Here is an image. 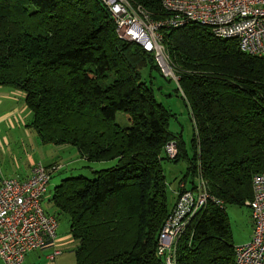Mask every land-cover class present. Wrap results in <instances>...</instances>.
<instances>
[{"label": "trees", "instance_id": "trees-1", "mask_svg": "<svg viewBox=\"0 0 264 264\" xmlns=\"http://www.w3.org/2000/svg\"><path fill=\"white\" fill-rule=\"evenodd\" d=\"M127 1L156 21L169 16L161 0ZM160 32L194 122L192 155L169 130L175 114L142 77L143 69L163 75L155 55L118 36L101 0H0V87L24 94L28 128L43 144L77 147L89 163L115 162L54 188L79 244L77 264H164L158 237L174 207L164 160L185 161L181 181L200 171L225 203L210 202L191 221L177 263L237 264L226 207L245 206L254 176L264 174V59L199 23ZM119 112L129 127L116 123Z\"/></svg>", "mask_w": 264, "mask_h": 264}, {"label": "built area", "instance_id": "built-area-1", "mask_svg": "<svg viewBox=\"0 0 264 264\" xmlns=\"http://www.w3.org/2000/svg\"><path fill=\"white\" fill-rule=\"evenodd\" d=\"M109 9L118 36L137 43L155 55L163 74L175 77L160 30L180 28L189 22L210 27L215 37L234 39L242 52L264 59V0H161L169 16L156 21L141 6L127 0H101ZM177 80V78H176ZM169 158L178 154L175 141L165 146ZM62 165L36 163L31 176L3 178L0 183V261L24 264L28 254L52 249L48 259L55 261L62 251L57 248L59 222L56 215L42 206L47 187ZM253 197L245 202L253 223L250 241L236 246L237 264H264V174L252 181ZM175 205L158 237L157 255L164 264L177 263V247L191 221L212 202L223 208V200L210 193L200 171L192 183L181 181L175 192Z\"/></svg>", "mask_w": 264, "mask_h": 264}, {"label": "rangeland", "instance_id": "rangeland-1", "mask_svg": "<svg viewBox=\"0 0 264 264\" xmlns=\"http://www.w3.org/2000/svg\"><path fill=\"white\" fill-rule=\"evenodd\" d=\"M142 77L149 84H152L156 99L175 114V117L170 120L169 130L182 137L188 154L192 155L191 141L194 134V122L188 104L182 98V94L177 91L176 78L161 75L158 71L150 72L149 69L142 70ZM6 92L8 95L5 94ZM0 100H3L0 104V115L3 117V120L0 118V123L3 122L0 124V130H5L8 140L12 143L11 145L4 144L0 146L1 151L6 155L2 159V166L6 167L5 173L7 175L13 173L19 175L20 178V175L30 169L32 159L45 165L56 163L63 166L61 171L53 174L42 202L43 209L47 213L57 216L59 222L57 248L62 251V254L55 261H51L46 257L52 254L53 248L35 251L28 254L25 264H77L75 253L79 244L71 234L69 215L58 212L54 206L52 201L54 188L68 177L84 176L92 178L93 173L89 167L102 170L114 166L115 162L87 163L81 157L77 147L67 144H43L34 130L24 126L13 128L12 121L23 123L26 118L21 116L23 111L30 115L29 119L26 118L25 120L31 122L32 113L25 105V96L23 93L11 88H0ZM22 107H24V110L21 111ZM116 123L121 128L129 127L128 115L122 112L117 113ZM27 131L30 134L29 136ZM16 166L19 170L16 169ZM162 166L165 170L169 205H175V192L186 173L187 165L183 160L179 163L164 160ZM191 179H188L189 183ZM226 211L231 223L235 245L240 246L248 243L253 232V223L248 207L232 205L227 206ZM0 264L4 263L1 261Z\"/></svg>", "mask_w": 264, "mask_h": 264}, {"label": "crops", "instance_id": "crops-1", "mask_svg": "<svg viewBox=\"0 0 264 264\" xmlns=\"http://www.w3.org/2000/svg\"><path fill=\"white\" fill-rule=\"evenodd\" d=\"M0 88H6V87H0ZM5 94H7L8 95V93L6 92ZM3 102V100H0V104ZM18 109H19V107H18ZM22 110H24V107H22L21 108V111ZM21 116H24V117H26L27 119H29V114L28 113H25V111H23V114L21 115ZM0 118H2V120H3V117H1V115H0ZM25 118V119H26ZM16 119V118H15ZM24 119V121H23V123H20V122H11V124H12V127L14 128V127H26V128H28V123H29V120L27 121V120H25ZM1 123H3V122H1ZM0 123V124H1ZM27 135L29 136L30 134H29V132L27 131ZM4 144H7V145H11L12 143L8 140V138H7V134H6V132H5V130L4 129H1L0 130V146H3ZM0 151H1V149H0ZM6 155H5V153H3L2 151L0 152V183H1V181H2V179L3 178H19V175H16V174H13V173H11V174H9V175H7L6 173H5V170H6V167H3L2 166V159H3V157H5ZM85 162H87L85 159H83ZM36 163H41V162H36L35 160H33L32 159V162H31V164H30V169L26 172V173H23V175H20V179H23V180H25V179H27V178H29L30 176H31V172H32V168H33V166L36 164ZM87 163H89V162H87ZM98 163V162H97ZM99 163H102V162H99ZM52 164H56V163H51V164H47V166H49V165H52ZM16 169H17V166H16ZM89 169L91 170V172L93 173L95 170H98V169H95V168H93V167H89ZM17 170H19V169H17ZM175 202H176V200H175ZM253 233V232H252ZM251 237H252V234H251V236H250V239H251ZM50 252V251H49ZM48 252V253H49ZM47 259H48V257H46ZM26 261H27V258L25 259V262H24V264L26 263ZM1 262V261H0ZM3 263V262H2Z\"/></svg>", "mask_w": 264, "mask_h": 264}]
</instances>
